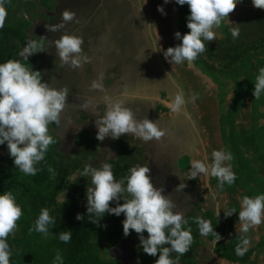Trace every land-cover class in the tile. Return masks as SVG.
I'll use <instances>...</instances> for the list:
<instances>
[{"label": "clouds", "instance_id": "clouds-1", "mask_svg": "<svg viewBox=\"0 0 264 264\" xmlns=\"http://www.w3.org/2000/svg\"><path fill=\"white\" fill-rule=\"evenodd\" d=\"M8 2L9 0H0V29L4 28L8 16L6 7ZM170 2L171 0H164L165 4ZM240 2L241 0H175L176 4L180 6L186 4L190 9V15L187 17V28L190 31L183 35L177 31L174 35L181 43L167 48L166 51L160 47L159 36V46H155L154 42L152 50L163 51L165 59L170 64H182L185 61L191 64L205 52V42L215 41L217 33L214 29L221 27L225 18L229 20V13L233 12ZM252 4L256 8L264 9V0H252ZM157 10L166 15L163 6H158ZM76 16V12L64 10L60 23L46 27L50 32H58L65 27V22L72 21ZM231 34L234 39L238 38L239 29H231ZM46 38L27 40L26 46L18 53L20 59H8L0 63V145H7L15 167L29 176H35L40 171L37 165L45 160L50 146L56 143L50 125L60 122L61 112L65 109L69 96L67 86L57 87L52 81L45 82L42 71L34 70L29 63L30 56L47 51ZM83 43L82 35L67 32L59 39L48 42L50 47L54 45L55 55L58 56L61 66L67 65L73 69L91 63L92 57L83 51ZM103 79L102 73L99 79L91 82V89L104 90V85L100 82ZM262 94L264 67L258 69L253 96L259 99ZM197 99L196 93L189 95L183 88H179L174 97L165 100L164 103L169 114L184 112L186 118L190 119L185 109ZM104 100L106 110L95 121L98 141H104L109 137L116 140L131 134L136 139L148 143L152 140L159 141L166 135V131L156 122L147 118L136 119L133 111L124 106L123 100H113L107 93ZM90 104V101L85 100L80 108L88 109ZM111 154L115 155L112 152ZM109 158L106 157L105 160ZM233 159V153L228 149L213 150L211 161L207 154L202 159H192L185 176L187 179H196L199 175L215 177L218 180V188L222 190L226 184L231 186L237 180V175L229 163ZM80 177H90L91 186H87L86 189V211L92 223L99 226L100 220L106 214H114L117 217L123 214L124 235L128 236L134 230L139 235V246L143 252L152 257L158 255L155 264H179V258L190 250L194 238L189 220L184 212L176 210V203L170 195L164 194L163 187L154 186L149 166L136 165L129 169L127 176L117 180L111 163L102 162L99 166L87 164ZM186 186L185 183H181L175 191H182ZM121 200L123 203H120ZM111 203H115L116 206H111ZM234 213L235 208L224 211L225 217H230ZM23 214L22 207L17 203V197L11 190L0 193V264L11 262L12 250L8 237L18 228L17 221ZM219 215L220 208L217 206L216 216ZM76 219L83 220L84 215L78 213ZM238 219L241 222V236L235 253L243 257L251 244V239L246 234L254 226L264 223V193L255 197L243 196ZM195 222L200 235L211 234L214 237L211 244L215 247L222 237L215 231L211 221L201 217ZM55 225L56 218L50 214L47 207H44L35 219L32 230L49 235L50 229ZM103 227L106 228L107 225ZM145 232L147 237L144 235ZM58 239L63 243H69L72 231H61ZM172 253L178 255L173 257ZM52 264H64L62 255L57 253Z\"/></svg>", "mask_w": 264, "mask_h": 264}, {"label": "trees", "instance_id": "trees-1", "mask_svg": "<svg viewBox=\"0 0 264 264\" xmlns=\"http://www.w3.org/2000/svg\"><path fill=\"white\" fill-rule=\"evenodd\" d=\"M54 3L55 0H9L6 5L8 16L5 26L0 29V63L8 59H20L18 53L34 34L31 29L34 27L32 23L34 25L35 15L21 18L18 14L35 11L36 15L40 14L42 17L45 16V8L52 9ZM36 18L35 22H38L40 18ZM233 28L239 29V37L236 39L231 34ZM205 44V52L198 56L197 64L204 66L207 73L220 76L233 85L232 100L228 101L227 93V105L224 102L222 104L220 125L223 149L233 153L234 159L229 163L237 180L231 186L226 184L221 190L218 188L217 178L210 176L211 189L218 191V195L229 197L227 208L222 209L218 217L213 208L186 216L194 239L190 250L179 258V264H198L195 256L197 257L199 247L205 244V238L208 243L214 239L211 234L207 237L200 235L195 221L201 217L211 221L215 231L221 234V240L214 247V253L220 261L259 264L258 258L264 249L263 224L259 225L262 234L260 237L263 238L256 247H250L243 257L236 255L235 248L240 243L241 222L238 216L243 196L255 197L264 193V94L259 99L253 96L258 69L264 67V9L256 8L254 13L240 15L226 26L224 36L217 35L215 41ZM34 55L29 57V63L34 70H41L43 74L46 62L41 61L40 64L42 55ZM247 112L251 120L249 125L240 121ZM51 134L56 143L50 146L45 160L37 165L40 171L35 176L25 175L17 169L9 150L4 155L3 145H0V193L11 190L24 213L17 221L18 228L8 237L12 250L10 264H52L57 253L62 255L64 264H123L111 257L110 249L126 237L139 240V235L134 230L128 236L124 235L123 214L119 217L106 214L99 226L89 220L86 189L91 186L90 177H80L84 167L78 165L75 159H67L65 152L61 151L59 137L53 130ZM117 147L118 156L113 158L111 164L115 178L119 180L128 175L132 163L127 142L118 143ZM202 180L199 175L196 179H189V182L200 185ZM111 206L116 205L111 203ZM44 207L56 218V225L50 229L49 235L32 230L35 219ZM232 208L236 209V213L225 217L224 211ZM78 213L84 215L83 220L76 219ZM67 230L72 231V239L69 243H63L58 236L61 231ZM144 235L147 237V232ZM246 235L251 238L249 233ZM139 254L141 264H155L158 258V255L152 257L145 254L140 246ZM177 255L172 253L173 257Z\"/></svg>", "mask_w": 264, "mask_h": 264}, {"label": "rangeland", "instance_id": "rangeland-1", "mask_svg": "<svg viewBox=\"0 0 264 264\" xmlns=\"http://www.w3.org/2000/svg\"><path fill=\"white\" fill-rule=\"evenodd\" d=\"M65 4H67V10H71L72 8H81L82 14H84L83 9V2H78L77 0H63ZM143 0L141 2V5L145 9L143 13L138 9H132L131 7H127L125 2H122V0H118L116 2L117 5L115 7H121L122 9L126 8L130 11L131 16L133 18V23L140 29L144 31V45L146 51L145 54H143V50L139 52V54L136 55V60L134 62V70L128 69L125 79H121L120 81L111 78L110 75V69L113 66L114 58L111 59L112 55H107L106 57L103 55H100V53L103 51L102 48H98V50L94 51L93 59L94 62H96L97 67V75L93 76L90 74L89 71H87L86 67L83 66L81 68L73 69L70 66H67L65 68L64 73L67 75V83L73 82L74 87H78L81 91V94L83 96H89L90 100L94 97H101L104 99L105 93L110 95L113 100L119 99L123 100L124 93H126L127 98H130V101L133 103L132 106H126L129 107L133 113L136 119L142 120L143 118H147L151 121H159L161 118H158L156 115H153L154 113H151V106L150 104H155V106L160 101V97L158 96V100L151 98L150 91L153 89L152 87H148L147 85L150 84L152 81L153 83L156 82V80H153L152 74H156L159 76L158 65L164 70V74H162V77L159 79L160 84L159 86L162 87L159 88L160 91L165 90V88H168V91L170 90V93L172 96L175 95V93L179 90V88H183L186 94L191 95L192 93H196L198 96V99L195 101L194 104H189L187 106V109L185 111L188 112L190 119L186 118L184 112H182V115L176 114L177 118L181 121L182 124L186 125V128H189V138L190 140H193L195 147V155L197 156V159H202L205 154L209 157V161H211V153L213 150H220L223 149V140H222V134H221V125H220V116H222V104L227 105L226 100V94L227 99L230 102L232 100V97L234 95V90L232 88V83H228L225 79L220 78V76L211 75L205 71L203 68L204 66L198 65L196 60L189 64V62L185 61L182 64H170L168 60L165 59L163 55V51H166L169 47H175L178 44L181 43L180 40H177L175 38V33L179 31L182 35L189 32L190 29L187 28V17L190 15V9L188 5L180 6L175 3V0H171L170 3L165 4L164 0ZM139 5V4H137ZM158 6H163L164 10L166 12V15L161 14L157 8ZM179 6V7H178ZM38 7V6H37ZM109 7H113L108 5ZM256 11V7L253 6L252 0H241L240 3L237 4L236 8L233 12L229 13V20L225 18V20L222 22L221 27L214 29V31L217 33L218 36H224L225 35V28L228 24L234 22L240 15L244 13H254ZM31 13V14H30ZM39 13V12H38ZM45 16H42L44 19H47V15L45 12H43ZM35 15V16H34ZM142 15V18H141ZM19 17L24 18L28 16H34V20L37 16H40V14L36 15V12L33 11H27V12H20L18 14ZM37 17L38 18H42ZM83 18V17H81ZM62 20V19H61ZM60 20V21H61ZM91 20V19H90ZM80 21V16L77 15L72 21L65 22V27L57 34V39L60 38V36L67 32L68 34L72 35H81L83 31H86V29L80 30L79 28H75ZM94 20H91V23L93 24ZM33 27V23H32ZM116 27V25L114 26ZM158 33H157V31ZM33 32V28L31 29ZM139 30V31H140ZM79 31V32H78ZM115 31V30H114ZM113 31V32H114ZM31 36V39L39 40L40 37H44L40 33H35ZM159 34V35H158ZM143 35V34H142ZM160 36V41H159ZM158 41L160 44V47L163 51H157V53L154 55L152 54V58H150V54L148 49H151V47L159 46ZM46 45H48L46 43ZM114 51V50H113ZM85 52V51H84ZM104 52V51H103ZM86 53V52H85ZM132 54V53H131ZM36 57H43V59H40V64L42 62H46V54L42 52V54H35ZM34 55V56H35ZM133 55L135 53L133 52ZM145 55V56H144ZM159 55V57H158ZM104 58V60H102ZM100 59V61H99ZM160 59V60H159ZM42 61V62H41ZM118 60H116V63ZM49 63L45 67L49 66ZM116 67V64L114 65V68ZM135 68H144L148 74L149 78H143L141 73L138 70H135ZM104 74V79L100 80V82L104 85V90H98V89H91L90 84L93 80L99 79L101 74ZM169 73V77H167V74ZM131 78V79H130ZM151 80V81H150ZM119 83V84H117ZM158 83H156L157 85ZM170 85V86H169ZM158 86V87H159ZM179 87V88H178ZM114 92V93H113ZM149 96V98L147 97ZM154 99V100H153ZM222 101V103H221ZM135 110H134V108ZM97 108L94 105L89 106L88 109H86L88 112H94ZM72 111V112H71ZM69 113L65 114V121L69 122L71 125V120L76 119L78 117L77 111L71 110ZM104 114V112H102ZM151 114L153 115L152 118H150ZM249 112L245 113V115H242L240 118V121L244 122L246 125L250 124V119L248 116ZM88 119H90V114H88ZM181 117H180V116ZM89 121V120H88ZM174 125V131L176 133L172 136L173 142L180 143L181 138L184 136L181 132H178L177 130V123L175 120H172ZM180 123V122H179ZM186 132V130H185ZM184 132V134H185ZM185 137V136H184ZM124 140V139H123ZM116 142L123 144L127 142L128 146H131V144L128 141H122L117 140ZM172 142V144H173ZM125 146V145H122ZM121 146V147H122ZM96 150V147H94ZM130 149V147H129ZM138 147L130 149L131 152H129L130 157H133L134 150H137ZM138 151V150H137ZM91 154H96L93 149L91 150ZM190 157H184L181 159V163H179V167L187 170L190 168ZM202 176V182L200 185H198L199 190L198 192H194L192 194L193 200H198L199 202L195 204V208L200 211L202 210V207L204 208H216L219 206L220 212L223 210H226L227 208V202L229 197L225 195H218L219 192L215 191L213 188L211 189V182L209 180L210 176L205 177ZM186 179V177H184ZM183 183V182H182ZM218 193V194H217ZM201 212V211H200ZM264 225V223H261L260 226ZM260 226H254L250 231L248 232L251 236V244L250 247H256L258 244V241L262 239L260 236ZM257 229V231L255 230ZM262 231H264V227H262ZM263 233V232H261ZM210 244V243H209ZM216 264H232L229 262H223L220 261L218 258L216 259ZM259 264H264V249L260 253V256L258 258Z\"/></svg>", "mask_w": 264, "mask_h": 264}, {"label": "flooded vegetation", "instance_id": "flooded-vegetation-1", "mask_svg": "<svg viewBox=\"0 0 264 264\" xmlns=\"http://www.w3.org/2000/svg\"><path fill=\"white\" fill-rule=\"evenodd\" d=\"M116 2L117 1H112L111 6L113 5V7H109L108 9V6H106L105 3L102 4L97 1L89 0V4L93 5H84V14L82 16L86 17V19L82 24L78 25V27L82 29L87 28V31H84L85 33L83 35L87 36L86 38L89 39L90 44H84L86 48L83 51H87L86 53L92 57L90 67L94 71L95 76L97 75V67L92 54L94 53V51L98 50L100 44H102V46L105 45V42L103 43V40H101V34L103 33L104 29H106L107 31L115 30L114 34L116 35L114 36V49H112L113 47L105 45L106 47L103 48L104 52L102 51L100 55L104 54L105 57L107 55H112L111 59L114 58V63L112 68L110 69V75L111 78H115L120 81L121 79H125V75L129 69L128 66H130L131 63L129 61H124L125 58L127 59L125 55H129L127 53V49L130 48L129 50H132L134 46H138L139 49L143 50V54H145L146 48L143 47L145 41L144 31L140 30L133 23V18L129 10H127L126 8L122 9L121 7H115V5H117L115 4ZM125 3L127 7L129 6L132 9H138L140 7L139 5H137L138 3ZM66 5L67 4H65L63 0H55L52 9L45 8V14L47 15V19L40 18L38 22H35V20L33 21L34 32L36 34L40 33V35L42 34L44 37H47L45 43L48 44V42L51 41V38L56 36V32H50L47 29L46 25L60 23V20L62 19L60 18V15H62V12L65 10L64 6ZM139 11L141 12L140 8ZM53 13L55 14V17H52ZM76 14L81 16L82 10L78 8ZM90 19L94 20L93 24L91 23ZM123 23V26L120 25ZM131 24L134 27V30H132L133 33H130V31L128 32V34H125V29L128 27L131 28ZM115 25L116 27H114ZM61 30L62 29H60V31ZM132 36H135L136 39L132 40ZM115 47L120 48L119 50L121 52V55L122 52L125 54H123L124 57H122L121 55L117 57V54L115 55ZM46 49L47 51L44 52V54L47 55L45 59L46 65L51 60H59L58 56H56L55 54L53 56L51 54V52H53L54 50L53 47H50L48 44L46 45ZM136 49L137 47L135 48V51ZM137 52L139 53V51ZM102 60H104V58H102ZM116 60H118L117 63ZM128 60L135 61L136 56L131 55ZM115 64L116 67L114 68ZM58 68H62V66L59 65L57 66V69ZM65 68L67 67L65 66ZM57 69L55 68V72L49 73L50 71H45L47 70L46 67L43 73V80L48 83H51L52 81L57 87L67 86L69 89L68 103L65 109L61 112L62 115H60V122L58 124L50 125V130L55 131V133L59 137L61 151L65 152L66 158L69 160L75 159V161H77V164L83 167H85V165L87 164L99 166V164L102 162L111 163L113 158L118 156L116 154L118 152V142L116 141L120 138H122L121 140H128L131 144V150L134 147H138V151L134 150L135 152L133 153V157L131 158L132 167L136 165L149 166L151 168V176L153 179L154 186L157 188L163 187L164 194L170 195L173 201L176 203L177 211L184 212L186 216L189 214H199L200 211L195 208V204H197L199 201L191 199L192 194L194 192H198L199 187L198 185H192L189 182V179H184V177H186L185 174L189 169L184 170L180 168L177 164L178 162L181 163V159L184 157H190V162L194 158L197 159V156L195 155L196 146H194L193 140H190L189 138V128H186V125L181 123V121L177 118L176 114L172 115L168 113L169 110L163 100H170L174 97L170 93V90L168 91V88L166 87L165 90L160 91L159 88H161L162 85L160 87L159 84L156 85L157 82L153 83L151 80L150 84L147 85L148 87L153 88L150 91L151 98L158 100V96L160 97V101L156 106L153 103L150 104L151 113H154L153 115H156L158 118H161V120L159 119V121H157L156 123L166 131V135L162 137L159 141L152 140L148 143H144L139 138L136 139L131 134H126L116 140H113L109 137L106 138L104 141H98L96 139V133L98 129L96 127L95 121L100 115H103L102 112L106 110V101L101 97H94L91 100L88 98V101L91 102L90 106L94 105L97 110L95 109L94 112H88L86 109H81L80 105L85 100H87H84V98L82 97L80 98V96L83 95L81 94L82 90L80 91L78 87L74 88V86H72L73 82L67 83V75H65L66 73H64L65 69H58V71H56ZM137 69L138 68H135V70ZM115 71H117L118 74ZM147 97L149 98V96ZM123 101L124 103H127L126 100ZM127 101L129 103L130 100ZM130 103L133 105L131 101ZM74 106L78 107V109L76 110L78 117L76 119H72L70 125L69 122L65 121V114L69 113L71 107ZM88 114H90V119H88ZM153 115L151 114L150 118H152ZM180 115H182V112L180 113ZM172 120H175V122L177 123L178 132H181L185 136L181 138L179 144L170 140L173 139L172 136L176 133V131H174L173 129L174 125ZM94 147H96V150L94 149ZM3 149V154L7 155L8 148L6 144L3 145ZM92 149L96 154H91ZM111 152L115 155H112ZM106 157L110 158L105 160ZM182 182L185 183L187 186L182 189V191H175L178 185H180ZM208 209L210 208L202 207L201 211H206ZM213 209L215 211L217 210L216 208ZM137 241L138 245L136 246V252L139 264H141L139 257L140 241ZM196 255L197 257L195 256V259L197 260L198 264H216V259L218 258L217 255L214 253V247H212L211 242L210 244L208 243V239L206 238L205 244L199 247L198 251L196 252Z\"/></svg>", "mask_w": 264, "mask_h": 264}, {"label": "crops", "instance_id": "crops-1", "mask_svg": "<svg viewBox=\"0 0 264 264\" xmlns=\"http://www.w3.org/2000/svg\"><path fill=\"white\" fill-rule=\"evenodd\" d=\"M77 1H84L82 4H83V9L85 8V6L84 5H89V6H91V5H93V4H89V0H77ZM93 1H97V2H99V3H102V4H104L105 3V5L106 6H108V5H110L111 4V2L112 1H118V0H93ZM143 0H122V2H130V3H138L139 4V8L142 10V12H144V8H143V6L141 5V2H142ZM91 3V2H90ZM98 3V4H99ZM116 4V3H115ZM65 7V10H67V6H64ZM75 9V10H74ZM77 7L75 8H72L71 10L72 11H74V12H77ZM79 9H81V8H79ZM124 9V8H123ZM78 15V14H77ZM80 16V15H79ZM52 17H55V14L53 13V15H52ZM81 17H83L82 15L80 16V21L82 20V22H79L76 26H74L76 29L77 28H79L80 30L82 29V28H80V27H78V25H80V24H82L84 21H85V19H86V17H83V18H81ZM60 18H62V15H60ZM106 20H108V19H106ZM107 22V21H106ZM120 25H124V23L123 24H120ZM121 26V27H122ZM132 30H134V27L132 26V24H131V28L130 27H128V28H126L125 29V31H124V33L126 34H128V32H130V33H133V31ZM87 31V30H86ZM85 31V32H86ZM60 32V30L58 31V32H56V36H54L53 38H51V41H54L55 39H57V34ZM79 32V31H78ZM84 31L81 33V35L84 37V43H83V45H82V49L84 50L85 48H86V46L85 45H87V44H90V41H89V39L88 38H86L87 36H84L83 34L85 33ZM116 34H114V32H113V30L112 31H107L106 29H104V31H103V33L101 34V40H103V43L105 42V45L106 46H109V47H113L112 49H114V44H115V41H114V36H115ZM87 39V40H86ZM113 41V42H112ZM110 42H112V43H110ZM85 44V45H84ZM105 45H103L102 46V44H100V46H99V48H104V47H106ZM53 52H51V54L54 56V54H55V48H54V45H53ZM87 52V51H86ZM61 66V64H60V62H59V60H55V61H53V60H51L50 61V63H49V66L47 67V70L46 71H50L49 73H53V72H55V68L57 69V66ZM85 67H86V69H87V71H89L90 73H93V74H90V75H93V76H95V73H94V71L91 69V67H90V64H86V65H84ZM66 67H67V65H66ZM58 69H65V67H62V68H58ZM58 69L56 70V71H58ZM75 88V87H74ZM126 96V93H124V96H123V100H126V102L127 103H124V106H132V104L130 103V101H129V103H128V101L127 100H130V98H127V97H125ZM84 98V100L85 99H87L88 100V98H90L89 96H83V95H81L80 96V98ZM134 107V106H133ZM78 109V107H76V106H74V107H71V109H70V111L71 110H73V111H76ZM134 110H135V108H134ZM72 112V111H71ZM66 113V112H65ZM64 113V114H65ZM62 115V114H61ZM74 121V120H73Z\"/></svg>", "mask_w": 264, "mask_h": 264}, {"label": "water", "instance_id": "water-1", "mask_svg": "<svg viewBox=\"0 0 264 264\" xmlns=\"http://www.w3.org/2000/svg\"><path fill=\"white\" fill-rule=\"evenodd\" d=\"M131 39L135 40L136 38H135V36L134 37L132 36ZM136 47H137V49L135 51ZM119 49H120L119 47H115V55L117 54V57L121 55V52H120ZM129 49L130 48L127 49L128 50L127 53L129 55H125L122 52L121 56L124 57V55H125L127 57V59L125 58L124 61H127V62L129 61V62L133 63V64L130 63V66H128V68L134 70L133 66H134V62L135 61H133V60L130 61L128 59L130 58L131 55L132 56H136L137 54H139L137 51L141 52L142 49H139L138 46H134L132 48V50H129ZM148 51H149V54H150V58H152V54L154 55V53L155 54L157 53V52H152L151 49H148ZM133 52L135 53V55H133ZM158 57H159V55H158ZM137 70L141 73L140 76H142L143 78H149L148 74L150 75V73H147V71H145L144 68H138ZM157 71L159 72V76H157L156 74H152V77H153V80H156V82L158 84H160L159 79L162 77V74H164V70L158 65V70ZM163 101H165V100H163ZM167 115H165V116H167ZM177 164L179 166V162ZM137 245H138V241L137 240H135L132 237H126V238L122 239L121 242L117 246L113 247L109 251V253H110L111 257L120 260L123 264H139L138 256H137V252H136V246Z\"/></svg>", "mask_w": 264, "mask_h": 264}]
</instances>
